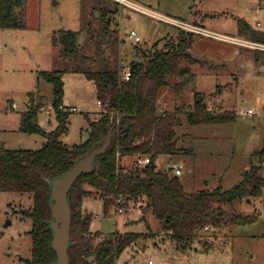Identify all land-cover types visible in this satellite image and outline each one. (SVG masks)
<instances>
[{
  "label": "rangeland",
  "instance_id": "obj_1",
  "mask_svg": "<svg viewBox=\"0 0 264 264\" xmlns=\"http://www.w3.org/2000/svg\"><path fill=\"white\" fill-rule=\"evenodd\" d=\"M133 1L165 14L180 15L215 32L244 37L235 19L236 13L241 14L237 11L236 0H206L204 7L201 6L203 2L197 0ZM191 3L196 10L198 8L193 19L187 11ZM101 5L112 7V2L25 0L21 14L23 24L0 26V128L17 125L13 119L18 121L32 95L36 101L50 103L52 85L39 77L38 71L63 69L64 102L75 104L77 108L70 111L68 129L60 139L68 146L80 142L87 136L86 115L94 118L102 110L96 103L95 84L84 71L116 65L127 69L131 61H144L142 51L128 37L127 31L131 28L142 37L137 46L146 53L177 39L173 35L158 38L165 27L168 30L167 26L172 25L129 7L124 9L118 3L120 11L111 23L117 28L104 31L99 13ZM205 10L214 15H207ZM257 19L261 24L256 25L254 20V27L264 29V9ZM60 29L80 32L79 47L71 58L61 54L62 44L54 39ZM179 34L177 30L176 37ZM190 50L192 56L199 55L196 63H190L197 76L196 88L178 93L173 87L176 77L169 76L160 91V107L175 110L177 105L193 103L197 90L204 101L215 104V112L231 113L234 118L217 123L191 124L183 116L177 127L179 137L176 144L178 141L180 150L186 148V151L171 156L160 155L156 164L174 175L173 164L181 163L182 171L177 176L187 192L211 190L218 184L227 189L242 178L244 165L249 168L252 163L257 164L258 158L253 152L264 140V110L255 101L256 95H261L264 100V50L196 33ZM181 62L188 64L184 59ZM12 102L18 105L14 109H10ZM249 107L253 110L251 113L247 112ZM38 120L47 124V130L53 129L56 125L54 109L49 113L40 111ZM0 139L8 148L29 149L41 147L44 141L38 133L30 135L12 129H0ZM121 158L131 160L128 163L131 164L135 155L125 154ZM96 197L91 193L82 202V209L92 215L89 227L95 234L93 244L111 237L114 231L154 233L125 247L116 264H264V187L260 196L250 197L249 201L242 198L226 207L221 205L222 220L215 224L206 223L199 228L196 237L183 246L170 237L168 229L155 217L147 202L131 200L123 206V211L111 206L105 213L103 200ZM32 206L30 192L0 191V264H26L23 258L31 257L32 220L20 210H30ZM234 214H252L256 219L235 224L229 220ZM206 225L212 227L206 229Z\"/></svg>",
  "mask_w": 264,
  "mask_h": 264
},
{
  "label": "trees",
  "instance_id": "obj_2",
  "mask_svg": "<svg viewBox=\"0 0 264 264\" xmlns=\"http://www.w3.org/2000/svg\"><path fill=\"white\" fill-rule=\"evenodd\" d=\"M111 2L112 7L101 5L99 10L103 21L101 29L104 31L117 28L111 23L120 8L116 2ZM24 6L25 0H0V26H21ZM237 23L242 28L241 34L264 43V29H256L243 17L237 18ZM179 31L172 43L147 53L137 46L139 42H135L134 46L142 51L145 60L129 63L127 69L131 75L127 80L121 79L123 67L118 65L84 71L85 76L93 80L97 97L107 99L108 105L94 118L86 115L87 136L71 146L60 139L68 129L70 114L63 109L64 70L38 71V76L52 85L51 107L55 111V127L47 130L39 122L42 101L34 98L21 114L19 130L42 135L44 141L41 147L8 148L0 142V191L30 192L33 197L29 214L32 220L30 264H57L51 229L54 200L50 179L63 175L77 160L102 145L109 130L107 146L96 154L93 169L81 173L67 192L71 208L67 247L70 264H114L125 247L152 233L114 231L111 237H104L93 244L95 234L89 227L92 215L82 209L84 197L93 191L100 193L105 213L111 206H116L119 195L124 199L123 206L131 200L147 202L152 213L164 223L170 237L180 246L196 237L199 228L206 223L220 222L224 216L221 205L226 207L242 198L247 200L263 193L264 141L253 152L258 158L257 164L252 163L244 170L242 178L227 189L218 184L211 190L187 192L176 174L170 175L169 170L157 167L158 156L186 151V148L180 150L181 147L176 144L175 127L180 123V114H185L191 124L217 123L234 118V114L227 112H208L207 103L197 90L194 91L192 105H177L173 111H162L159 96L169 76L176 77L173 87L178 93L196 88L197 76L190 63L197 60L189 51L194 33L183 29ZM79 35L77 30L58 31L54 39L62 44L61 54L65 58H71L77 51ZM182 59L188 64H182ZM136 152L151 154L150 162L142 168L136 167L134 160L128 165L122 163V155ZM255 219L252 214L229 217L230 222L235 224Z\"/></svg>",
  "mask_w": 264,
  "mask_h": 264
},
{
  "label": "built area",
  "instance_id": "obj_3",
  "mask_svg": "<svg viewBox=\"0 0 264 264\" xmlns=\"http://www.w3.org/2000/svg\"><path fill=\"white\" fill-rule=\"evenodd\" d=\"M111 1L116 2L118 4L125 5L135 10L136 12L145 14L151 18L164 22L165 24L172 25L173 27H176L178 29H183V30L190 31L196 34H203L207 36L217 37V38H220V39H223V40H226V41H229V42L241 45V46H245V47L264 50V43L256 41L252 38L215 32L213 30H209V29L202 27L191 20H185L183 18H179L171 14L162 13L151 7L137 3L133 0H111ZM263 6H264V0H253V6H252L253 13L260 14L263 10ZM255 23L256 25L261 24L259 20H257ZM127 34H128V37L132 39L134 42H138L141 40V36L138 34L136 29L134 28L129 29L127 31ZM130 75H131V72L128 69H123L122 71H120L121 79L127 80L129 79ZM96 103L99 107L105 108L108 105V100L103 99L102 97H97ZM16 107H17V104L12 103V108H16ZM50 107H51V104L48 105V108ZM65 109L68 111H71V110H76V107L70 106V107H66ZM214 109H215L214 103L210 102L206 104V110L208 112H215ZM252 111H253L252 108L247 109L248 113H251ZM134 155H135L134 165L138 168H142L146 166L151 160V154L136 152ZM117 156L119 155L117 154ZM172 167L176 175L181 173L182 171L181 163H174ZM92 194L97 197H100V193L98 191H93ZM116 201H117L116 210L123 211V204H122L124 202L123 197L119 195L118 197H116ZM211 227H212L211 225L205 226L206 229L211 228Z\"/></svg>",
  "mask_w": 264,
  "mask_h": 264
},
{
  "label": "water",
  "instance_id": "obj_4",
  "mask_svg": "<svg viewBox=\"0 0 264 264\" xmlns=\"http://www.w3.org/2000/svg\"><path fill=\"white\" fill-rule=\"evenodd\" d=\"M109 136L110 130L107 139L102 145L92 149L88 154L77 160L66 173L53 177L49 181L54 200L51 229L53 231L54 247L57 252V264H70L67 247L71 228V208L67 200V192L81 173H88L93 169L95 156L107 146ZM20 211L30 214L29 209L22 208ZM23 259L26 264L31 263L30 258Z\"/></svg>",
  "mask_w": 264,
  "mask_h": 264
},
{
  "label": "crops",
  "instance_id": "obj_5",
  "mask_svg": "<svg viewBox=\"0 0 264 264\" xmlns=\"http://www.w3.org/2000/svg\"><path fill=\"white\" fill-rule=\"evenodd\" d=\"M193 1H195V0H193ZM197 1H199V2H203L202 3V7H204V3H205V1L206 0H197ZM193 4L194 3H191V4H189L188 5V8H187V11H188V15H189V17L191 18V19H193L194 17H196L197 16V11H198V8H197V10H196V8H195V6H193ZM196 5V4H195ZM122 6V5H121ZM236 6L238 7V9L239 10H237V11H240L241 12V14H235V19L237 20V18H239V17H243V18H245L249 23H251V25L254 27V24H253V22H254V20H255V22L258 20L257 18H258V16H260L261 14H262V12L259 14V15H257V14H254L253 13V11H252V6H253V0H236ZM194 7V8H193ZM241 7V8H240ZM122 8H124V9H126V8H128V7H126V6H124L123 5V7ZM204 9V8H203ZM263 9H264V7H263ZM204 11V10H203ZM136 12V11H135ZM139 13V12H138ZM205 13L207 14V15H210V16H213L214 15V13H210L209 11H206L205 10ZM142 14V13H141ZM254 14L255 15V17H253L252 15ZM145 15V14H144ZM126 16L128 17V18H131V15L128 13V12H126ZM176 17H179V18H183V17H181L180 15H177ZM254 22V23H255ZM167 26V25H166ZM168 28V30H166V27H165V29L163 30V32L160 34V35H158V38H164V37H166V36H169V35H173V38L174 39H176L177 37H176V35H177V30H179L178 28H176V27H173V26H167ZM242 28H239V25H238V30H239V32H240V30H241ZM156 34V33H155ZM155 34L152 36V37H154L155 36ZM242 35H244V34H242ZM152 37H150V38H152ZM244 37H245V35H244ZM248 38H250V37H248ZM141 39H142V37H141ZM194 41V36H193V38H192V42ZM192 42H191V46H192ZM132 43H135V42H132ZM124 45H126V43H123ZM191 46H190V48H191ZM191 51V50H190ZM194 56V58L198 61V57H199V55H198V57L197 56H195V55H193ZM196 61V62H197ZM195 62V63H196ZM63 81H64V74H63ZM31 88H32V86H31ZM64 96H65V81H64ZM64 96H63V104L65 105V108L66 107H70V106H74V107H76V105L75 104H67V103H65L64 102ZM36 99V97H35V95H32V97H31V99L33 100V99ZM51 101H52V98H51V100H50V103H47V102H44V101H42V103H40L41 104V106H42V108H41V111H43V112H45V113H49V111L50 110H52L53 108L52 107H50V108H48V105L49 104H51ZM255 101H256V103H257V105L259 106H261V107H263V110H264V106H263V104H264V100H263V98L261 97V95H256V98H255ZM12 103H15V102H12ZM12 103H11V108L10 109H14V108H12ZM205 103H208L207 101H205ZM188 104H190V105H192L193 103H188ZM30 105V102H27L26 103V108L28 107ZM18 106V105H17ZM77 108V107H76ZM250 108V107H249ZM162 109V111H164V112H166V111H173V110H168V109H164V108H161ZM183 116H186L185 114H180V123L178 124V125H180L181 124V122H182V119H183ZM13 121H14V124L17 122V125L15 126V127H3V128H0V129H2V130H18V131H20L19 130V127H20V123H21V116H18V121H16V118H14L13 119ZM42 124V123H41ZM43 125V127L45 128V129H47V124H42ZM178 125L175 127V131H176V140H178L177 138L179 137L178 136V134H177V127H178ZM28 134H30V135H32V134H35V133H28ZM32 137H35V136H32ZM33 139H35V138H33ZM264 141V140H263ZM0 142H2L4 145H5V143H4V141L3 140H1L0 139ZM42 143H43V141H42ZM177 146H179L178 145V141H177ZM5 147H7L6 145H5ZM179 147H181V146H179ZM261 147V146H260ZM177 154V153H176ZM157 159H158V157H157ZM156 159V160H157ZM121 160H122V163H124V164H128L130 161L129 160H127V161H125L124 159H122L121 158ZM246 166L247 165H244L243 166V171H242V175H243V173H244V170H245V168H246ZM157 167H158V165H157ZM241 175V176H242ZM241 179V178H240ZM223 189V188H222ZM91 197H94V196H91ZM96 198H98V197H96ZM100 198V197H99ZM101 199V198H100ZM87 209H89V208H87ZM91 231V230H90ZM92 232V231H91ZM95 232H97V231H95ZM144 232H148V231H144ZM152 232V231H151ZM152 234V235H151ZM150 234V236H153V232ZM119 257V256H118ZM118 257L115 259V262H114V264H116L117 262H118ZM117 260V261H116Z\"/></svg>",
  "mask_w": 264,
  "mask_h": 264
}]
</instances>
